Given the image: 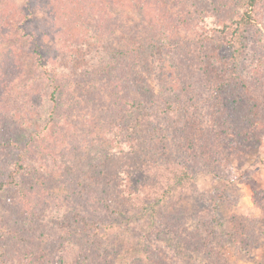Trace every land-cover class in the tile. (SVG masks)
I'll return each mask as SVG.
<instances>
[{
  "label": "rangeland",
  "instance_id": "1",
  "mask_svg": "<svg viewBox=\"0 0 264 264\" xmlns=\"http://www.w3.org/2000/svg\"><path fill=\"white\" fill-rule=\"evenodd\" d=\"M245 1L0 0V264H264Z\"/></svg>",
  "mask_w": 264,
  "mask_h": 264
},
{
  "label": "trees",
  "instance_id": "2",
  "mask_svg": "<svg viewBox=\"0 0 264 264\" xmlns=\"http://www.w3.org/2000/svg\"><path fill=\"white\" fill-rule=\"evenodd\" d=\"M57 1V0H56ZM59 2H61L62 1V3H63V0H58ZM153 1H155V0H153ZM256 3H257V0H246L245 1V5H244V9H243V11L237 16V18H235V21L232 23L233 24V27H226V29L228 30V32H229V34H228V37L226 38L227 40H228V44L227 45H230V44H232V41H234L238 36H236L237 34H236V32L237 31H239L240 32V28H241V25H244V24H246V23H249V22H251L252 21V14H251V12H252V9L254 8V6L256 5ZM55 5V4H54ZM56 7H58V8H56ZM55 8L57 9V10H62V13H65V10H64V7H59V6H55ZM52 13H54V14H56L55 13V11L53 10L52 11ZM226 29H225V31H226ZM227 32V31H226ZM232 40V41H231ZM135 45V44H134ZM228 47V46H227ZM231 47V46H230ZM36 48H37V46H36ZM1 66L2 67H0V71L2 72V74H4L5 73V71H7V70H9L10 68H9V64H8V62H5V61H3V63L1 64ZM6 80H9L8 78H6V79H3V81H6ZM3 81H1V82H3ZM3 84H5L4 82H3ZM54 92H52L51 94H50V97H51V99H54ZM184 117H186V116H184L183 114H182V118H184ZM142 123H144V120L142 121ZM143 129V126L141 125V121H139V122H135V124L133 125V126H129V128H128V132H131V133H133V132H135V131H140V130H142ZM183 176L184 177H187V179H183ZM178 179V182H179V184L181 185L182 184V182H183V180L185 181V180H189L187 183H189L190 182V176L185 172V173H183L182 175L181 174H179V175H175V174H173V179ZM15 183V182H14ZM191 183V182H190ZM189 183V184H190ZM184 187V186H183ZM165 192L164 193H162V196L158 199V202H160V201H162V198H164L165 197ZM157 202V203H158ZM157 203H154L153 204V207H154V209L157 211V208L156 207H159V206H156V204ZM177 217L179 218V216L177 215ZM181 217V216H180ZM170 218H176V215H171L170 216ZM95 229L96 230H99V228L98 227H95ZM89 233H90V238L92 239V241L94 240L95 242H96V237H99V236H97L95 233H96V231H94V232H92V231H90L89 230ZM93 241V242H94ZM97 245H99V244H97ZM81 252V251H80ZM79 252V253H80ZM3 255V253L2 252H0V255ZM39 254V253H38ZM40 255V254H39ZM41 257V256H40ZM38 257L37 256V259H40V263H42L43 264V257ZM32 259V258H31ZM5 262H11V260H8V259H6L5 260ZM68 263V262H67ZM70 263H73V264H76L74 261H71ZM28 264H30V263H28ZM69 264V263H68Z\"/></svg>",
  "mask_w": 264,
  "mask_h": 264
}]
</instances>
